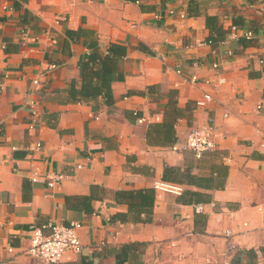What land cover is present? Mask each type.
<instances>
[{"label":"crops","instance_id":"0c3cea01","mask_svg":"<svg viewBox=\"0 0 264 264\" xmlns=\"http://www.w3.org/2000/svg\"><path fill=\"white\" fill-rule=\"evenodd\" d=\"M113 42L112 103L72 101ZM73 221L56 264H264V0H0V264H44L30 229Z\"/></svg>","mask_w":264,"mask_h":264},{"label":"built area","instance_id":"2783aa9c","mask_svg":"<svg viewBox=\"0 0 264 264\" xmlns=\"http://www.w3.org/2000/svg\"><path fill=\"white\" fill-rule=\"evenodd\" d=\"M139 0H135L138 2ZM238 28L237 25L232 26V30L235 31ZM247 40H250L253 37V31L251 29L246 30L243 35ZM234 37V33L232 34ZM209 42H211L209 40ZM227 53H231V50H228ZM262 61V60H260ZM55 64H50L49 68L55 67ZM220 79L219 81H222ZM190 81L194 82L195 77H192ZM35 87L39 85V80L35 78L33 80ZM207 98L206 100H208ZM33 114L36 113V110H32ZM141 119H139L140 121ZM210 122L204 123L200 126L194 127L189 130L182 147L184 149L191 150L195 156L199 157L204 152L213 150L216 147L214 136L215 131L214 127ZM61 177V174L53 175L48 180V185L52 186L57 179ZM32 180H36V176L31 177ZM153 187L157 192V195L168 192L175 195H180L184 189L183 184L172 182L168 180H155ZM195 211L202 210V204H195ZM49 231L44 233L41 227L34 226L30 229L31 237L29 246L26 249V252L38 259H40L44 264H56L61 260L63 254L66 251H71L78 253L82 249V244L78 236V228L80 227V222L73 221L69 224L55 223L47 224ZM226 235H230L231 231L229 229L225 230ZM10 249V248H9ZM209 264H213L209 262ZM220 264H233L229 260H223Z\"/></svg>","mask_w":264,"mask_h":264},{"label":"trees","instance_id":"16d2710c","mask_svg":"<svg viewBox=\"0 0 264 264\" xmlns=\"http://www.w3.org/2000/svg\"><path fill=\"white\" fill-rule=\"evenodd\" d=\"M124 54L125 46L115 42L109 45L108 54L104 57L96 52L94 47L91 54L79 62L80 88H74V81H71L68 97L72 101L89 102L101 96L105 103L111 104L113 100L111 81L115 59Z\"/></svg>","mask_w":264,"mask_h":264}]
</instances>
